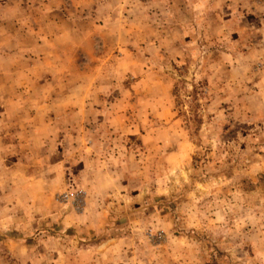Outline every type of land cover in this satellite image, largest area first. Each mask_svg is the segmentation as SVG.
Segmentation results:
<instances>
[{
    "label": "rangeland",
    "instance_id": "rangeland-1",
    "mask_svg": "<svg viewBox=\"0 0 264 264\" xmlns=\"http://www.w3.org/2000/svg\"><path fill=\"white\" fill-rule=\"evenodd\" d=\"M0 264H264V0H0Z\"/></svg>",
    "mask_w": 264,
    "mask_h": 264
},
{
    "label": "crops",
    "instance_id": "crops-1",
    "mask_svg": "<svg viewBox=\"0 0 264 264\" xmlns=\"http://www.w3.org/2000/svg\"><path fill=\"white\" fill-rule=\"evenodd\" d=\"M91 0H86L87 3L89 4H96V2H98V0H92V2H90ZM45 141H43L44 144ZM42 147V146H41Z\"/></svg>",
    "mask_w": 264,
    "mask_h": 264
}]
</instances>
